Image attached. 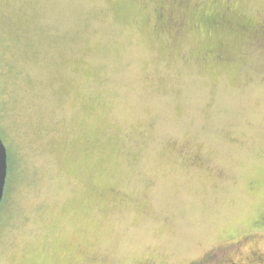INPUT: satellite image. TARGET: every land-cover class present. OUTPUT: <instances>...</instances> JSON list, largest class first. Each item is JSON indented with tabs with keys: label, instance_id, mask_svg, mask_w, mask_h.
Here are the masks:
<instances>
[{
	"label": "rangeland",
	"instance_id": "1",
	"mask_svg": "<svg viewBox=\"0 0 264 264\" xmlns=\"http://www.w3.org/2000/svg\"><path fill=\"white\" fill-rule=\"evenodd\" d=\"M262 29L264 0H0V264L264 252Z\"/></svg>",
	"mask_w": 264,
	"mask_h": 264
},
{
	"label": "flooded vegetation",
	"instance_id": "2",
	"mask_svg": "<svg viewBox=\"0 0 264 264\" xmlns=\"http://www.w3.org/2000/svg\"><path fill=\"white\" fill-rule=\"evenodd\" d=\"M223 17L219 20L221 21ZM247 27V25L244 26L245 29ZM261 32L264 35L263 29ZM248 236L247 234L239 239L223 244L220 247V252L215 256L211 254L213 251H207L198 260H192L189 264H238L236 258L239 256L241 264H264V252L252 249L250 241H245V239H248ZM230 250L233 251L230 252ZM236 251H239V254L233 255Z\"/></svg>",
	"mask_w": 264,
	"mask_h": 264
},
{
	"label": "water",
	"instance_id": "3",
	"mask_svg": "<svg viewBox=\"0 0 264 264\" xmlns=\"http://www.w3.org/2000/svg\"><path fill=\"white\" fill-rule=\"evenodd\" d=\"M8 173L7 148L0 135V204L2 202Z\"/></svg>",
	"mask_w": 264,
	"mask_h": 264
},
{
	"label": "trees",
	"instance_id": "4",
	"mask_svg": "<svg viewBox=\"0 0 264 264\" xmlns=\"http://www.w3.org/2000/svg\"><path fill=\"white\" fill-rule=\"evenodd\" d=\"M210 22H213V19Z\"/></svg>",
	"mask_w": 264,
	"mask_h": 264
}]
</instances>
